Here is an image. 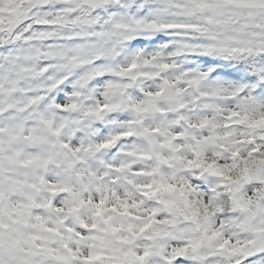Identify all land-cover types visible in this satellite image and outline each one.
<instances>
[{
	"label": "snow or ice",
	"instance_id": "snow-or-ice-1",
	"mask_svg": "<svg viewBox=\"0 0 264 264\" xmlns=\"http://www.w3.org/2000/svg\"><path fill=\"white\" fill-rule=\"evenodd\" d=\"M0 264H264V0H0Z\"/></svg>",
	"mask_w": 264,
	"mask_h": 264
}]
</instances>
